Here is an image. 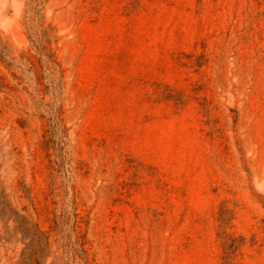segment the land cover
Segmentation results:
<instances>
[{"label":"rangeland","instance_id":"obj_1","mask_svg":"<svg viewBox=\"0 0 264 264\" xmlns=\"http://www.w3.org/2000/svg\"><path fill=\"white\" fill-rule=\"evenodd\" d=\"M0 264H264V0H0Z\"/></svg>","mask_w":264,"mask_h":264}]
</instances>
